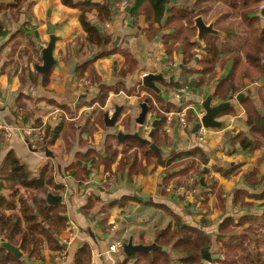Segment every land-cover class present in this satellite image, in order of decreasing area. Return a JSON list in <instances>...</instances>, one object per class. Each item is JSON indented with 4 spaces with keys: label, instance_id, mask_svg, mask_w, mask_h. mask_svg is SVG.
<instances>
[{
    "label": "crops",
    "instance_id": "obj_1",
    "mask_svg": "<svg viewBox=\"0 0 264 264\" xmlns=\"http://www.w3.org/2000/svg\"><path fill=\"white\" fill-rule=\"evenodd\" d=\"M87 1L107 4L114 11L103 26L109 38L105 48L111 52L91 63L94 80L88 71L80 77L77 75L82 65L70 74L75 62L89 56H83L87 46L78 40L85 36L79 22V8L65 6L61 0H0V31H5L0 36V122L13 127L8 140L0 133L3 140L0 164L12 153L34 175L47 168L56 196L61 197L59 204L64 206L61 215L66 219L64 229L56 236L62 249H51L44 241L41 253L32 258L19 249L21 258H28L24 264H72L83 244L91 250L90 264H133V258L126 256L123 250L110 252V245L117 241L125 243L130 237L133 244L148 245L156 240V231L175 226L174 217L207 232L213 242V258L223 257L216 234L224 219L231 217L237 221L241 217H256L264 226V205L246 208L235 202V198L258 204L264 201L252 198L249 194L254 190L246 183V174L253 167L259 171L256 181L264 178V147L245 154L239 143L232 142L237 132L248 134L250 128L237 95L251 98L258 114L264 115L258 94L264 87V72L248 65L239 52L238 43L234 42L230 51L219 55L214 69L203 76L202 85L195 87L194 92L185 88L187 92L181 93L183 87L170 86L184 71L179 68L181 55L177 49L170 54L165 50L161 40L164 29L147 37L151 27L144 15L133 18L130 13L133 0H127L124 6H121L122 0ZM183 1L190 0H177ZM203 3L208 4L212 12L206 16L199 14V17L206 25L211 23L216 31L207 34L223 38L225 32L215 27V21L230 8L224 0H203ZM262 4L264 0H260ZM263 8L257 7L248 14L259 18L260 28H264ZM232 17L230 11L228 18ZM87 21L92 25L97 23L95 9L87 13ZM48 22L55 25L52 52L55 64L43 78L44 74L35 69V65L42 63L36 43L46 45ZM203 37L198 39L196 28L191 40L199 42L200 48H196L195 61L185 66L188 81L200 75L201 66L196 61L206 52ZM171 42L178 43L175 39ZM129 55L135 67L122 74ZM168 63L177 64V68L168 70ZM143 73H162L165 82H154L159 93L142 85ZM173 74L175 77L169 81ZM229 74L233 75L234 90L229 91V94L234 93L230 96L232 99L214 96L218 82ZM83 81L92 88H86ZM102 92L107 94L104 102L99 99ZM209 95L211 105L230 101V106L216 117L219 127L204 128L200 124L194 132V126L200 123L204 113L202 102ZM146 98L149 108L140 125L135 119ZM115 105L122 106V110L115 124L106 126L103 114ZM19 109L21 116L17 115ZM170 112L173 114L167 117ZM181 112L185 113V124L179 120ZM153 121L156 125L149 137ZM16 126L31 129V136L37 139L36 148L26 144ZM46 130H49L48 136H45ZM117 132L137 134L147 142L128 137L119 141ZM199 156L206 160L201 161ZM237 170L238 174L234 175ZM193 181L197 187L190 191ZM217 182L223 194L217 195L219 205L211 207L206 196ZM0 198L9 199L6 189H0ZM15 201L18 207L17 198ZM103 212L107 213L106 230L99 222ZM70 224L76 226L72 237L68 231ZM240 232L243 227L231 234ZM227 237L222 240L226 241ZM2 241L6 240L0 233Z\"/></svg>",
    "mask_w": 264,
    "mask_h": 264
},
{
    "label": "trees",
    "instance_id": "obj_2",
    "mask_svg": "<svg viewBox=\"0 0 264 264\" xmlns=\"http://www.w3.org/2000/svg\"><path fill=\"white\" fill-rule=\"evenodd\" d=\"M224 2L230 9L215 21V27L225 32L224 37L219 38L217 35L204 34L206 52L201 53V58L196 61L201 66L200 75L188 81L185 76L186 70H184L181 78L170 84L171 87H186V89L194 92L195 87L203 84V76L214 69L219 55L222 52L230 51L229 49L234 47V42L238 43L239 52L248 65L264 72V28L258 26L259 18L257 16L248 15L249 12L260 6V0H224ZM61 3L68 7L80 9L79 22L85 36L78 38V40L83 41V44L87 46L83 56L96 54V57L80 66L76 73L80 77L82 73L88 71L91 80L92 78L94 80V68L91 63L96 58L109 54L111 50L103 48L109 44V38L105 33L103 37H100L95 26L87 21V13L95 9L97 24L103 28L104 23L110 20L114 11L107 4H93L87 0L81 3L61 0ZM208 9H210L209 5L204 4L203 0L177 2L175 5L172 4L171 0H133L130 13L133 18L139 14L144 15L151 27L150 32L147 33L149 38L164 29L165 33L161 40L165 50L169 54L173 49L179 50L181 65L188 66L196 59L198 54L196 48H200L199 42L191 40L196 32L194 19L199 14L203 16L208 15L209 12L211 14L212 11ZM230 11L233 14L231 19L228 18ZM161 22L162 25L160 26ZM154 24H158V27H153ZM4 34L5 31H0V36ZM172 39L178 43L174 45L171 42ZM125 65L122 74L135 67V62L130 55L127 56ZM49 72L44 74L43 78H46ZM232 85L233 75L229 74L225 79L218 82L213 95L227 100L234 94H229L230 89L232 92L234 90ZM102 93L99 97L100 102H104L107 95L106 92ZM258 94L264 108V87L258 91ZM241 104L247 115L246 121L250 126L249 133L237 132L232 137V142L239 143L245 154H251L254 150L264 147V115L258 114L248 96L241 98ZM156 113L158 114V112ZM224 113L225 111L222 112V114ZM154 134L156 135V131ZM48 135L49 130H46L45 136ZM0 142H3L1 134ZM148 151L150 152V149ZM146 152L147 150L145 154ZM199 157L201 161L206 160L202 156ZM257 173L258 169L253 168L246 174V183L254 190L249 195L255 199H264V178L256 181ZM0 189H6L9 196L7 201L0 198V233L6 241L23 250L29 258L41 253L44 241L51 249H62L56 241V236L65 227L66 219L61 215L64 206L59 203L48 205L45 201L47 193L53 195L57 193L55 187L52 186L51 175L47 168L41 169L38 175H34L12 153H8L0 164ZM16 198L18 207H16ZM235 202L246 208L264 205V201L258 204L236 198ZM6 209L9 211H5ZM99 219L103 230L108 229L106 225L107 213H101ZM174 219V227L168 225L156 231L155 234L156 244L167 248V250L136 252L131 256L133 264H207V262L211 264H264V240L259 237H249L245 233L261 234L264 237V226L260 225V221L256 217H241L237 221L227 217L223 220L216 234L223 257L217 259L213 258L215 253L213 242L207 232L198 227L190 226L177 217ZM246 222L249 224L244 227ZM238 227H243V232L231 234ZM224 236H228L226 241L222 240ZM90 260L91 250L88 245L83 244L76 251L72 264H90ZM0 264L24 263L22 258H16L0 247Z\"/></svg>",
    "mask_w": 264,
    "mask_h": 264
},
{
    "label": "water",
    "instance_id": "obj_3",
    "mask_svg": "<svg viewBox=\"0 0 264 264\" xmlns=\"http://www.w3.org/2000/svg\"><path fill=\"white\" fill-rule=\"evenodd\" d=\"M171 2L174 5L177 3L176 0H171ZM129 8L130 7L128 6L125 8V10L128 11ZM261 14L264 15V8L262 9ZM93 25L95 26L96 30L99 32L100 37H103L104 36L103 28L97 23H94ZM194 26L197 28L198 39H201L204 34L216 33V31L212 28V24L209 23L208 25H206L203 22V20L201 19V17H199V16L195 17ZM54 28H55V25L48 22L47 23L48 41H47L46 45L44 46L40 42L36 43V49L39 50L41 53L42 63L40 65H35V69L37 72H39L41 74L48 73L49 70L51 69V67L55 64V60H54L53 55H52L53 48H54L55 41H56V36L54 35ZM112 44L115 45L116 41L113 42ZM103 48L106 49L105 47H103ZM95 57H96V54H93V55H89L85 59H82L78 62H75L71 67L70 74L74 73L76 67L83 65L87 61L93 60ZM179 68H180V70L186 69V67L182 66V65H180ZM174 77H175V74L171 75L169 77V81H172ZM156 81H160L162 83L165 82V78L162 76V73H156V74L155 73H148V74H146L142 78V85L152 89L156 93H159L160 92L159 89L154 84V82H156ZM241 97H242L241 94L237 95L236 99L238 101H240ZM211 99H212V96L209 95L202 102L204 113L200 119V123L196 124L194 126V129H193L194 132L197 131L200 124L204 128L219 127L220 126V122L216 120V117L219 116L225 109H227L230 106V101H225V102L218 103L216 105H211ZM231 99H232V97H230V100ZM147 102H148V99L146 98L140 104V112L135 119V122L137 124L141 125L145 121V117H146V114H147L148 108H149ZM121 110H122V106L115 105L114 110H113L111 115H109L107 111L104 112L103 121H104L105 125L112 127L115 124ZM155 125H156V121H153L152 122V129L149 132V137L152 136L153 129H154ZM116 136H117V139L119 141H124V139L128 137V138H135V139L147 142V140L139 138L137 134H124L122 132H117ZM199 182H200V184L203 185V179L202 178L199 179ZM45 201L48 205H55L61 201V197L53 195L51 193H47L45 196ZM191 208H193V205L191 206ZM36 215H37V213H36ZM0 247L3 248L4 250H6L7 252H10L16 258H21V256H22V253L20 252L19 248L15 245L11 244L8 241L0 242ZM159 249H162L163 251L166 250L165 247H160L159 245H157L156 241H153L152 243H150L148 245H144L141 242H139L138 244H133L131 237L128 239L127 242L124 243L123 248H122L123 253L128 257L134 255L136 252H150V251L159 250ZM215 256H217V255H215ZM213 257H214V255H213ZM27 259L28 258L25 257V259L23 260V263H25V261Z\"/></svg>",
    "mask_w": 264,
    "mask_h": 264
},
{
    "label": "built area",
    "instance_id": "obj_4",
    "mask_svg": "<svg viewBox=\"0 0 264 264\" xmlns=\"http://www.w3.org/2000/svg\"><path fill=\"white\" fill-rule=\"evenodd\" d=\"M125 4H127V1L126 0H123L122 3H121V6H124ZM263 7H264V4L258 6L259 9H261ZM107 27H108V24H105V28H107ZM163 54H164V51L161 50V55L163 56ZM166 66L168 67V70H171V69L173 70L174 68H177V64H175V63H168ZM145 75H146V73H143L140 76V78L142 79ZM83 82H84V85H85L86 88L87 87H88V89L92 88V86L88 82H86V81H83ZM185 88L186 87L181 88V93H186L187 92V90ZM113 110L114 109L111 108V107L108 108V111H107L108 114L111 115L112 112H113ZM21 114H22L21 109H19L17 111V115L18 116H21ZM172 114L173 113H171V112L168 113L167 114V117H170ZM178 116H179V120H180L181 124H185V120H184L185 113L184 112H181V113H179ZM14 128H17V129H19L21 131V133H22V135H23V137L25 139V142H26V144L29 147L36 148L35 142H36L37 139L34 136H31V129L29 127H19V126H16ZM12 129H13V127H10V126H8V125L0 122V133L3 134V138L5 140H8L9 137L11 136V130ZM36 129H38V128H36ZM200 139H202L201 136H200ZM191 191H193V190H191ZM68 231H69V236L72 237L76 233V226L73 225V224H70L68 226ZM123 245H124V243H122V241H117L114 244L110 245L109 251L110 252L122 251Z\"/></svg>",
    "mask_w": 264,
    "mask_h": 264
},
{
    "label": "rangeland",
    "instance_id": "obj_5",
    "mask_svg": "<svg viewBox=\"0 0 264 264\" xmlns=\"http://www.w3.org/2000/svg\"><path fill=\"white\" fill-rule=\"evenodd\" d=\"M253 168H257V167H253ZM241 172H242V169L240 170ZM238 170H237V172H236V174H234V175H237L238 174ZM259 172V171H258ZM196 183H194V181H193V184H191V186H190V191L191 190H196ZM219 192L220 193H222L223 194V189L221 188V186H220V184H218V182L217 183H215L214 184V186H213V188H212V192L211 193H209L206 197H208L209 198V204L211 205V207H213V205L214 204H218L219 205V203H220V201H219V198L217 197V195L219 194ZM194 200V198H192V201ZM208 200V199H207ZM223 201H224V199H223ZM224 203V202H223ZM216 207V206H215ZM210 216H213V212H210V214H209ZM248 226V224L247 225H244V227H247ZM256 226H258V225H256ZM249 237H259V238H262L263 240H264V237L261 235V234H256V235H253V234H251V233H249V232H245Z\"/></svg>",
    "mask_w": 264,
    "mask_h": 264
}]
</instances>
